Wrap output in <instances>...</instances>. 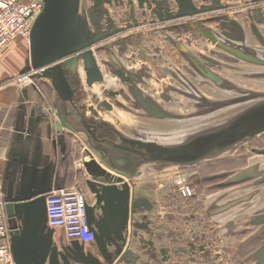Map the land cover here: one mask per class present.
<instances>
[{"label": "flooded vegetation", "instance_id": "flooded-vegetation-1", "mask_svg": "<svg viewBox=\"0 0 264 264\" xmlns=\"http://www.w3.org/2000/svg\"><path fill=\"white\" fill-rule=\"evenodd\" d=\"M185 10L186 13H193L181 16ZM79 14L87 22L89 31L86 32H93L91 38L112 34L93 45L98 66L105 78L103 83H87L82 61L78 62L75 72L65 65L62 67L73 91L72 110L77 115L78 112L83 115L91 125L87 145L91 144L101 154H105L108 161H112V149L100 140L118 141V130L126 132V128H119L120 122L113 123L102 114H113L116 108H120L137 118H154V121L177 118L169 116L166 110L176 104L170 91L182 90L186 95V92L191 94L200 91V87L219 89L227 82L223 79L219 82L217 77H223V68L232 67L224 65V61L233 65L238 62L255 64L245 59L251 57L264 60V0H186L183 5L178 0H80ZM108 73L117 81L114 87L106 84ZM41 79L49 89L50 81L44 77ZM96 84L102 86L101 90L106 96L98 99V95H92V106L87 108L85 92L94 91ZM158 86L162 87L163 92L160 94H157ZM148 89L153 92L150 94ZM198 96L201 97L199 108L207 99L200 94ZM55 99L58 113L65 116L68 109L64 99L59 95ZM109 106L113 107L112 110H109ZM155 107L166 113V116L159 118L153 115ZM197 116L199 114L186 118ZM92 130L98 140L92 137ZM62 135L59 136V142L65 150V131ZM73 139L78 148L83 145L77 135ZM252 139L237 144L227 156L212 160L232 158L236 165L246 160L244 166L208 172L206 175L199 172L205 162L182 168L186 174V195L175 194L174 176L169 191L172 202L170 214H164L165 211L160 213L159 204L155 200L152 202L151 198H145L146 203H138L141 197H137L138 188L133 186L130 191L134 202L137 201L135 210L146 207L151 210V214L142 216L136 211L130 214L129 221L137 222L132 229L123 231L126 224V220L125 224L122 221L125 219L124 207L119 206L118 209L117 202H107L109 198L103 197H99V200L98 196L94 198L95 195L86 190L88 219L94 232V240L84 248L88 262H106V257H112L116 250L122 248L114 261L117 262L129 248L130 255H126L119 264H160L154 258L159 252L162 256L163 250H176L172 245L176 244V237L180 236L177 224L181 223L186 231V246L181 248L182 254L186 251V262L173 261L172 264H257L260 252L264 249V154L253 150L264 149V140L261 146L251 147ZM240 147L245 148V152H241L243 149ZM250 153L252 155L247 156ZM251 165L256 167V177L238 184L230 182L231 176ZM116 190L125 188L123 186L121 189L117 185ZM244 190H247L245 195L242 194ZM231 192L240 193L233 197L232 203L235 210H241L242 218L223 222L212 218L210 211L219 210L222 206L211 207L209 211L204 208V201L216 195L220 200L223 194L226 197ZM96 200L103 207L99 214L93 209ZM167 215L169 224L175 223L174 231L168 236L171 245L168 243L165 246L160 243V238L164 236L162 231L166 230L164 223ZM221 215L219 212L216 218ZM118 218L122 224L116 225L115 220ZM100 227H104L107 232L103 241L98 237ZM142 229L146 230V234L141 232ZM244 246L245 249H240ZM192 256L197 257L195 261L190 260ZM164 259L163 256L162 263ZM169 261L166 260V264Z\"/></svg>", "mask_w": 264, "mask_h": 264}, {"label": "water", "instance_id": "water-1", "mask_svg": "<svg viewBox=\"0 0 264 264\" xmlns=\"http://www.w3.org/2000/svg\"><path fill=\"white\" fill-rule=\"evenodd\" d=\"M184 1L186 0H178L182 5ZM79 6L80 0H44V8L37 16L31 30L32 65L26 69L27 71L33 68L37 70L33 76L44 77L50 81L57 94L64 99L68 106H71L73 91L62 69L63 65L75 72L78 62L82 61L87 74V83L89 85L103 83L105 78L98 66L93 45L112 35H99L96 38H91L93 32H86L89 31V28L87 22H84L83 16L79 14ZM190 13L193 12L186 13L185 10L180 15L186 16ZM245 59L255 64L264 65V60L257 57ZM218 78L220 82L222 79ZM253 98L252 95H248L236 98L232 103L248 102ZM143 105L146 108L145 103ZM71 108L73 109V106ZM112 108L109 106V110ZM155 110L153 115L159 118L166 116V113L158 107H155ZM232 110L234 111L228 120H224L214 128L193 134L185 140H181L183 137L179 136L178 131L172 133L145 131V134L139 131L127 134L119 129L118 141L100 140L112 149L110 153L112 161L106 160L105 154H101L94 146L88 144L84 154L88 155L90 160L85 161L84 166L92 178L89 180L92 191L97 193L98 198H109L106 199L107 202H115L120 199V207H124V218L128 222L130 214L136 211L135 202H137H134L130 190L134 186L133 179L141 174L140 168L143 165H153L159 170L164 167L197 166L202 162L223 157V154L230 153L237 144L264 133V100L251 105L249 103L237 105ZM73 112L74 110H72ZM58 115L60 120L57 130L60 137L63 136L64 127L74 133L81 130L88 136L91 133V125L79 112L76 126L67 122L64 115L60 113ZM168 115L173 116V114ZM92 137L94 140H98L93 130ZM253 151L264 154V149H254ZM257 175L256 167L251 165L231 176L230 182L232 184L242 183ZM118 184H122L125 190H116ZM45 193L44 190L36 192L24 187L20 188L15 197L8 196L5 201L6 215L11 231L10 248L16 264H46L51 254L55 229L47 224V194ZM138 203H146V200L139 199ZM120 207L118 206V209ZM19 220L22 225L19 224ZM98 230L99 240L107 237L104 227H100ZM70 245H73L77 251L85 253L84 244L71 241ZM54 249L53 256L50 257V264H60L59 251L57 248ZM120 251L121 249L115 257L120 254ZM126 251L128 253L125 252L117 262H114V257H106L108 261L106 264L121 263L126 255H130V250ZM86 257L88 258V256ZM258 259L257 264H264V249L261 250ZM80 263L92 264L88 260L80 261Z\"/></svg>", "mask_w": 264, "mask_h": 264}, {"label": "crops", "instance_id": "crops-1", "mask_svg": "<svg viewBox=\"0 0 264 264\" xmlns=\"http://www.w3.org/2000/svg\"><path fill=\"white\" fill-rule=\"evenodd\" d=\"M31 63L30 39L28 41L23 38H15L0 53V198L6 201L8 196L15 197L20 188L24 187L36 192L44 190L45 194L60 188L76 187L80 189L84 197L86 190H90L95 195L94 198H97V193L92 191L89 185V180L92 178L84 166L85 161L90 160V157L84 154L83 145L78 148L73 141L74 136H78V133L64 127L67 144L65 150L59 142L60 133L57 130V124L60 117L58 102L55 99L57 96L55 89L52 85L49 86V89L42 88L40 82L43 83V81L39 76H33L31 82L21 85L10 82L16 74L25 72L32 65ZM35 78L39 80L36 81ZM67 109L65 115L67 122L76 126L78 115L72 113V108L68 104ZM110 121L120 122L117 119ZM140 170L141 174L133 179L134 187L138 188L136 190L137 197L151 198V201L155 200L158 204L162 202L163 208L166 206L164 214H170L169 205H172V202L169 191L172 187V178L175 176L176 179V172H168L171 170L170 167L159 170L153 165H143ZM118 186L123 189L122 184H118ZM95 188L97 187L95 186ZM246 192L247 190H244L242 194L245 195ZM224 195L226 194H223L220 200L217 198L218 195L209 197L204 201V208L210 211L211 207L222 206L219 210L210 211L212 218L220 219L221 222L226 219L242 218L241 210H235L234 203H232L233 197L240 193L231 192L226 197ZM164 197L165 199L162 201L161 199ZM115 202L120 206V199ZM102 208L100 201L96 200L93 204L95 212L99 214ZM150 211L148 208L142 207L135 213L143 216L150 215ZM219 212L222 215L219 216L220 218H216ZM141 215L140 218H143ZM168 216L164 223L166 230L162 231V235L166 238L174 231L175 223L173 221L170 225ZM139 221L142 222V220ZM18 222L22 225L20 220ZM132 223L131 221L126 222V228L136 227L137 222H134L133 225ZM7 227L10 230L8 218ZM38 231L40 232V230ZM141 232L146 234L144 229ZM64 243L70 244L63 233L55 231L51 254L46 264H50L54 248L58 249ZM89 244L85 245V248ZM245 248L244 246L240 249ZM120 249L122 248L116 250L112 257L115 258ZM109 251L112 253L111 250ZM100 262L106 264L108 261L100 260ZM60 264H64L61 257ZM73 264L84 263L74 261Z\"/></svg>", "mask_w": 264, "mask_h": 264}, {"label": "rangeland", "instance_id": "rangeland-1", "mask_svg": "<svg viewBox=\"0 0 264 264\" xmlns=\"http://www.w3.org/2000/svg\"><path fill=\"white\" fill-rule=\"evenodd\" d=\"M224 65L232 66L230 68H223V77L219 76L221 79L227 82L226 85L221 86L219 89L211 88H202L200 87V91L191 92V94L182 90H173L170 91L171 97L174 98L176 104L173 107H169L166 109L170 114L176 116L177 118H165L162 120H156L154 118H137L133 114H130L120 108H116V111L112 113L102 114L106 119L109 120H120L119 128L125 127L127 134H131V132H142L145 134V131H152L155 133H172L178 131L179 136L183 137L181 140H185L188 137H191L193 134H197L202 131L209 130L214 128L224 120H228L232 115V110L234 107L241 106V104L249 103L256 104L262 100H264V66L256 65V64H248L245 62H238L233 65H229L228 63H223ZM117 81H115L110 73H108L106 77V84L108 86H115ZM166 84V83H164ZM102 86L100 84L95 85L94 91L86 90L87 93V102L86 107L90 108L92 95H98V99L106 96L105 92H102ZM202 89V90H201ZM150 94L153 92L148 89ZM162 91V87L158 86L157 94H160ZM134 94V91L131 92ZM149 94V93H148ZM195 94V95H193ZM204 96L207 101L202 104L199 108L198 106L201 104V97L198 95ZM204 94V95H203ZM248 95H252L254 98L251 100L232 103L236 98H243ZM155 96H158L155 94ZM162 104V103H161ZM240 104V105H239ZM221 106V107H218ZM216 109V110H215ZM213 110L212 112H210ZM137 112V111H136ZM210 112V113H209ZM209 113V114H205ZM199 116L195 118H186L189 116L197 115ZM134 130V131H129ZM78 133V138L83 143V149L85 150L88 147L87 142L89 140V136L86 132L81 130ZM174 137V135H172ZM262 136V135H260ZM258 137V136H257ZM180 140V141H181ZM81 147V146H80ZM229 153L223 154V157L227 156ZM163 167V166H158ZM166 168V167H164ZM163 168V169H164ZM170 171L168 172H176V176H180V178H176V191L180 196H185L182 187L183 185L186 187V175L185 172L178 167H170ZM182 181L180 185L178 182ZM162 202L159 203V212L163 213L165 209L162 206ZM171 206V204L169 205ZM181 216V215H180ZM161 217V214H160ZM125 219H122L124 222ZM180 221V220H179ZM116 225L122 224L121 219L115 220ZM125 224V222H124ZM21 225V224H20ZM126 225V224H125ZM124 225L123 231L126 229ZM178 231L180 230V236L176 237V244L172 245L176 247V250H163V255L161 256L160 252L157 254L156 260L160 262V264H166V260H170L167 264H172L173 261L176 262H186V251L181 249L186 246V231L183 228L181 223L177 224ZM184 230V231H183ZM107 233V232H106ZM143 237V235H141ZM169 237L163 236L160 238V243L162 245L168 246L170 244ZM199 244V243H198ZM171 245V244H170ZM199 246V245H197ZM178 248V249H177ZM59 251V257L64 261V264H73L74 261H86L87 254L81 253L74 248L73 245L64 243L60 248L57 249ZM135 254L136 252L133 251ZM58 254V253H57ZM163 256L165 257L164 263H162ZM196 256H192L190 260L195 261ZM116 259V257H115ZM90 263V262H89ZM129 263V260H127ZM179 263V264H181Z\"/></svg>", "mask_w": 264, "mask_h": 264}, {"label": "built area", "instance_id": "built-area-1", "mask_svg": "<svg viewBox=\"0 0 264 264\" xmlns=\"http://www.w3.org/2000/svg\"><path fill=\"white\" fill-rule=\"evenodd\" d=\"M44 0H0V53L15 38L30 39ZM37 72L33 68L16 74L10 82L29 83ZM182 181L178 182L180 185ZM186 194V187H182ZM47 219L50 227L63 233L66 239L89 244L94 232L89 224L87 203L79 188H60L46 195ZM5 201L0 198V264H16L10 248L11 231L7 227Z\"/></svg>", "mask_w": 264, "mask_h": 264}, {"label": "trees", "instance_id": "trees-1", "mask_svg": "<svg viewBox=\"0 0 264 264\" xmlns=\"http://www.w3.org/2000/svg\"><path fill=\"white\" fill-rule=\"evenodd\" d=\"M36 81H38V78H35ZM40 85L42 86V88H47L46 86H44V84L42 82H40ZM264 140V135H262L261 137H256L253 138L250 141V146L251 147H259L261 146V142ZM241 148V147H240ZM243 149L241 152H245V148H241ZM252 155V153L248 154L247 156ZM246 164V160L243 163H240L239 165H236L235 163H233L232 158H225L222 160H218V161H209V162H205L203 163L200 168H199V172L200 174L206 175V173H211V172H219V171H223L226 169H230V168H234L236 166H244Z\"/></svg>", "mask_w": 264, "mask_h": 264}]
</instances>
